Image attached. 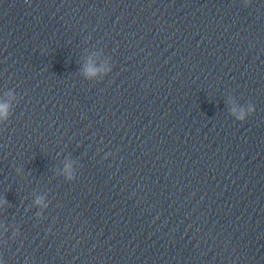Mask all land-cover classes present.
<instances>
[{
	"label": "clouds",
	"instance_id": "obj_1",
	"mask_svg": "<svg viewBox=\"0 0 264 264\" xmlns=\"http://www.w3.org/2000/svg\"><path fill=\"white\" fill-rule=\"evenodd\" d=\"M86 71L87 74L92 75L94 74L95 70L89 67ZM9 95L11 96V93H9ZM9 108H10V104L8 102H0V119H7ZM254 112H255V106L253 104H249L246 110L243 107H241L239 110H237V108L235 107H233L232 109V115H234L236 119L241 122L245 121L246 117L253 114ZM65 171L68 174V178L72 179L71 165H66ZM36 203L41 204L42 200L37 199Z\"/></svg>",
	"mask_w": 264,
	"mask_h": 264
}]
</instances>
